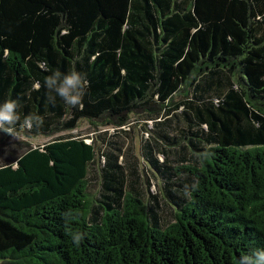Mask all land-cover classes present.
<instances>
[{
    "label": "trees",
    "instance_id": "16d2710c",
    "mask_svg": "<svg viewBox=\"0 0 264 264\" xmlns=\"http://www.w3.org/2000/svg\"><path fill=\"white\" fill-rule=\"evenodd\" d=\"M57 70L88 81L83 108L46 89ZM6 100L15 134L139 115L162 153L189 148L191 162L170 169L145 146L152 169L190 179L168 197L170 222L143 203L120 147L68 134L0 163V264H239L264 251V0H0ZM28 115L42 126L22 128Z\"/></svg>",
    "mask_w": 264,
    "mask_h": 264
},
{
    "label": "rangeland",
    "instance_id": "374dc122",
    "mask_svg": "<svg viewBox=\"0 0 264 264\" xmlns=\"http://www.w3.org/2000/svg\"><path fill=\"white\" fill-rule=\"evenodd\" d=\"M175 99H178V97ZM142 119V116L131 115L129 127H123V129L102 126L99 123L93 125L92 122L82 119L78 122L77 128L71 132L62 131L51 135L39 134L30 137L25 136L23 133L9 136L0 133V163L23 154L31 147L42 146L68 134L87 138L88 142L91 141L90 139H93L98 153L106 152L110 146L120 147L123 151V156L120 160L124 165L125 172L128 173L131 170H135L136 174L134 175H137L140 179L139 190L143 203L153 209L158 204V211L163 222H170L173 220L174 207L168 197L174 190L178 191L176 183L182 184L183 188H185L184 185L188 177L183 174H171V171L165 167H162L159 171L152 169L145 160V146L146 144H152L153 152L157 156L159 163L166 157L170 169L191 162V159H189L190 150L188 148L182 151L179 145H175L166 148L165 152L162 153L163 148L161 146L163 143H160L156 136L158 128L151 121L148 120L145 123ZM97 158H101V155L98 154ZM95 163L94 169H92L89 175L90 185L88 189L91 198L97 201L101 179L100 174H98L100 163L97 160ZM166 171L168 174L162 175ZM145 174L149 175L150 178L148 180L145 179ZM127 175L129 176V174ZM188 180L190 181L189 178ZM181 191L183 190L181 189Z\"/></svg>",
    "mask_w": 264,
    "mask_h": 264
},
{
    "label": "clouds",
    "instance_id": "9594fccd",
    "mask_svg": "<svg viewBox=\"0 0 264 264\" xmlns=\"http://www.w3.org/2000/svg\"><path fill=\"white\" fill-rule=\"evenodd\" d=\"M44 86L49 93L54 92L56 96H59L66 105L83 108L82 99L88 87V81L81 73L72 71L67 75H62L57 70L45 78ZM35 87L39 89V83ZM48 100L55 103V97L52 95L48 96ZM17 108L16 100H6L0 104V132L15 135V126L20 120ZM34 123L37 127L42 126L43 118L38 115H28L24 118L21 127L31 129ZM73 239L79 243L81 236L77 234ZM239 264H264V251H257L252 256L242 257Z\"/></svg>",
    "mask_w": 264,
    "mask_h": 264
}]
</instances>
